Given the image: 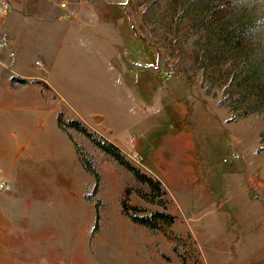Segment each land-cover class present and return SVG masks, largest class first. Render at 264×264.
I'll return each mask as SVG.
<instances>
[{"label": "rangeland", "instance_id": "rangeland-1", "mask_svg": "<svg viewBox=\"0 0 264 264\" xmlns=\"http://www.w3.org/2000/svg\"><path fill=\"white\" fill-rule=\"evenodd\" d=\"M120 3L105 4L108 23L113 14L121 33L106 36L105 46L121 60L114 72L104 68L105 81L114 80L104 85V119L71 116L77 111L42 87L62 106L59 130L76 153L72 166L65 171L51 161L28 173L20 170V154L0 150V264H20V231L32 233V222L78 220L71 264H264V0ZM12 8L0 0L1 18ZM2 36L0 62L13 68L17 59L1 29ZM71 119L91 137L67 127ZM92 138L116 145L131 165L159 181L161 195L142 198L152 196L150 187ZM76 145L99 176L96 190ZM58 172H71L78 197L53 195ZM87 174L93 185L79 195ZM122 200L129 213L133 206L138 215L159 210L174 221L151 231L123 213ZM96 202L104 240L93 244ZM20 222L29 228L20 230ZM118 238L131 240V248ZM70 254L58 252L53 260Z\"/></svg>", "mask_w": 264, "mask_h": 264}, {"label": "crops", "instance_id": "crops-1", "mask_svg": "<svg viewBox=\"0 0 264 264\" xmlns=\"http://www.w3.org/2000/svg\"><path fill=\"white\" fill-rule=\"evenodd\" d=\"M10 1L13 8L6 16H0V30L8 34V48L14 51L17 64L11 68L7 62H0V150L7 156L20 154V170L28 173L45 170L51 161H59L66 171L67 163L72 166L77 156L72 143L65 141L57 125L62 106H57L53 97L42 92V87L77 111L71 116H78L82 121L90 117L94 123L104 119V85L112 86L114 82L105 81L104 68L107 66L114 72V64H120L121 60L120 52L105 46L106 36L121 37L119 28L111 23L114 15L109 18L110 24L106 19L105 4L112 2L120 6L121 0ZM14 76L26 82H12ZM78 169L81 170L79 164ZM48 171L43 172L44 176H51ZM88 178L82 183L84 187L79 195L93 185L92 178ZM54 180L57 185L53 195L78 197L73 190L71 172H58ZM68 212L73 213V208ZM73 223L76 228L81 225L79 220L34 221L32 233L24 235L20 231V264H71ZM100 223L99 228H103ZM23 228L29 227L20 222V230ZM54 228L61 231H45ZM103 240L98 229L92 242ZM117 240H123L131 248V240ZM58 252L70 255L61 256L60 263H56L53 257Z\"/></svg>", "mask_w": 264, "mask_h": 264}, {"label": "trees", "instance_id": "trees-1", "mask_svg": "<svg viewBox=\"0 0 264 264\" xmlns=\"http://www.w3.org/2000/svg\"><path fill=\"white\" fill-rule=\"evenodd\" d=\"M11 81L12 82H18V83H25L26 82L25 79L15 77V76L11 78ZM63 124H64L63 118H62L61 112H59L58 116H57V125L62 130H63V126H62ZM65 125L69 128H73V129L85 134L88 137H91L90 132L83 125H81L79 123V121L76 119H71L68 122H65ZM68 136L71 138V135L69 133H68ZM92 141H94V143L100 149H102L106 154H108L109 156L114 158L119 164H121L128 171H130L139 182L146 183L150 187V194H152V196L149 197L146 194H141L142 198L149 199L150 201H153V199L155 197L161 195L162 191L160 188L159 181L153 179L151 176L141 172L138 168L131 165L129 163V161L124 158V156L121 154V152L119 151V148L116 145H114L112 142L107 141V140L100 142L99 140H95L92 138ZM77 150H78V147L76 145V151ZM78 156H79V160L82 163V166L84 167V169L87 172L95 175L96 183H95L94 190L98 189V185H99L98 174L92 169L90 164L84 160L83 156L79 155V150H78ZM126 194H127V192H126ZM95 206H96V219H95V225H94L93 231L98 230V220H99L98 202H96ZM121 206H122L123 213L126 214L127 216H129V218L132 222H134L138 225L147 227L151 231L158 230L161 222L166 223V224H170L174 221V217L172 215L168 214L167 212H164V211L155 210V211L151 212V214L149 216L148 215H138L136 213L139 210H138V208H136L134 206L131 207V209L133 210V213H129V208H128L125 200H122ZM140 211H143V210H140Z\"/></svg>", "mask_w": 264, "mask_h": 264}, {"label": "built area", "instance_id": "built-area-1", "mask_svg": "<svg viewBox=\"0 0 264 264\" xmlns=\"http://www.w3.org/2000/svg\"><path fill=\"white\" fill-rule=\"evenodd\" d=\"M6 6L4 5V8H5ZM7 43V38H6V36H2L1 37V41H0V46L2 45V46H4L5 44Z\"/></svg>", "mask_w": 264, "mask_h": 264}]
</instances>
